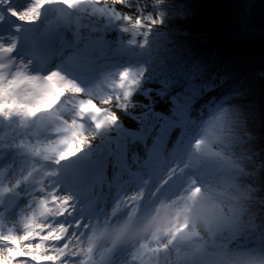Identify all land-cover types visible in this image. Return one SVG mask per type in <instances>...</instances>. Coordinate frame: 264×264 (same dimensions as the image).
Returning a JSON list of instances; mask_svg holds the SVG:
<instances>
[{"label": "rangeland", "instance_id": "374dc122", "mask_svg": "<svg viewBox=\"0 0 264 264\" xmlns=\"http://www.w3.org/2000/svg\"><path fill=\"white\" fill-rule=\"evenodd\" d=\"M161 1L162 0H60L59 6L51 7L50 10L63 8L68 12L69 16H72V18L85 16L88 21H90L91 17L94 19L92 26H101L102 28L100 32H96L97 29L95 28V33L92 34L100 36L102 43L105 46L104 41L106 38L104 37V25L107 26L108 29H111L117 28L126 23L134 22L136 20V7L139 9L141 8V12H143L144 10L153 9L152 4L157 5ZM201 1L204 4L205 2L210 3L203 6L202 10L206 11L205 14L212 13L211 21L213 24L214 22H220V15L218 16L216 13L219 3L216 2L225 3V8H228L230 4L227 3V0ZM18 2L22 3L23 0H19ZM245 2L246 0H241V5L238 11L241 14L240 25L243 26L242 32L246 33L245 27L247 26L243 16L248 13V10L246 11L244 8ZM256 5H258V1L252 5L250 9L251 28H249L250 30L264 33V30H261L256 26L258 24V18L262 19V16H264V6H261V8L256 11L254 9ZM81 9L82 11H80ZM26 10L27 9L24 8L20 15L24 17V20H29L28 16L31 12H26ZM13 11L18 13L17 8L15 7L13 8ZM18 20L21 19L18 18ZM65 20H67L66 24L73 28L71 22H69L70 17ZM77 27L78 26L74 25V33L79 29ZM262 35L264 36V34ZM182 36L189 38L193 37V34L191 32L183 33ZM68 37L69 38L66 39L65 43L68 41L75 43L76 41L73 39L78 40L79 38L72 34ZM85 37L88 38L89 36ZM205 42H214L215 44V42H220V39L209 38V40L207 39ZM83 44L90 46L85 42ZM114 50L120 53L119 56H123L125 53H128V55H133L135 53L133 49ZM107 51L111 50L108 49ZM157 70L158 65L150 66L147 64L146 66H143L139 65L138 61L134 62L133 66L128 69L110 64L104 67L101 71V78L93 79L87 85L79 88L71 85V82H69L67 95L73 105L71 106L73 112H64L63 109L55 112V124L58 125L55 131L56 136L45 144L39 146V149L45 153V162L56 167V169L64 168L68 171L74 172V174L83 170L85 167L83 164H86L88 165L86 167H89L91 158H95L97 162V153H99L100 147L106 141L112 142V140L116 141L119 139L126 131L125 125L130 126L134 124V118H141V113L150 114L149 112L152 110V105L150 106L151 108L148 107L147 110L144 111H140L138 107H143L142 103L148 102L161 93L160 89L152 83V78ZM18 77L21 78V76ZM18 77L15 78L14 75L12 77L14 80L10 78L13 83L10 87L20 93V95L18 94V98L14 99V97H8V129L5 133L7 146L10 148L30 144L33 137L29 116L32 110L37 108V105L35 104H22L21 101L23 100L25 102L29 101V96L25 93L24 88H29L31 84L26 86V83H24L26 81H24V86L18 87L20 81V78L18 79ZM22 88L23 90L20 91ZM2 92L4 91L0 90V95ZM190 101L191 99L185 100L182 102L181 106L185 109ZM156 106L153 107L155 110L160 109V107L157 108ZM129 108H132V110L129 111ZM177 113L176 110V114ZM179 114L180 113L177 115ZM177 115L173 114L168 123L169 127L159 132L161 137L158 138L161 139H159V144L156 145V156L153 158L157 159V157L161 156L164 145L166 142H170L166 163L164 165V175L161 173V175L156 178L157 185L161 188L160 192L156 190L157 188L153 193L150 192L153 187V185L151 186L153 183L152 180L148 181V186H150V188L148 187L147 190L142 188L137 190L136 186L135 189L134 186L125 188V185H122V187H124L122 190L125 192L123 199L120 202H117L119 203L118 205L115 203L112 211L121 210L125 213L124 209L126 208L128 215L126 219L122 220L120 223H114V226L108 229L111 234V240L113 239L112 243L105 249L95 252L88 248L89 246L86 240H83V238H74L71 247L72 257L71 260L66 263L60 256L52 253L46 245H43L38 241H33L34 243H37L35 245L38 253L36 256L37 258L43 260L45 264H89L90 261H94L95 264H111V259L113 262V260L119 256L114 262L122 264L126 257L131 255V253L141 255L143 246L149 245L154 250L153 253L155 255V257L151 259V264H181L179 257L176 255L171 245V234L175 228H182L185 233V241H187L192 247H194L195 242L198 239L208 245V243H214L216 240H219V238H223L226 231H228V223L223 220V216L227 212V205L229 202L231 204H237L241 199L249 198V195L244 193L236 182V177L242 173V169L228 161L206 157L208 156L206 155L203 157L205 160L195 163V167L198 168L194 169L192 172H185L183 168L185 166L186 154L189 146L191 149L190 153L193 148L196 149L195 146L200 135L199 132L202 119L198 116L196 121L190 127L189 133L183 135L182 138L180 132L183 129H180L177 133L174 131L172 136L169 137L171 130H174L176 127V122L180 121L179 119L176 120ZM62 118L68 119V122L62 121ZM71 130H74L76 134L71 138L72 141H76V137H78L75 144L78 146V149L83 150L86 153L93 152L90 157H82V155H79L81 158H73L72 147L69 143L70 140L67 139ZM168 137L169 139L167 140ZM179 139L180 141L177 146ZM128 151L130 156L132 154L130 158L134 164H138L140 160L145 159L147 153V150L142 147L140 139L135 145L132 144L128 148ZM127 161L128 158H125V160L121 162L122 166H120L119 170L115 171V168L111 171L110 169H106L102 174L104 175L105 173L107 176L112 174L115 178L121 176L126 170ZM9 171L10 174L7 181L3 182L0 180V188L10 186L11 191L16 198L12 199L13 203L15 202V205L8 212L6 220L2 223L0 236L15 237L21 242L25 238L30 236L35 237L41 233H44L41 237L45 236L48 231L45 232L43 228H41L38 234H32L26 231V226L28 224H34L35 227H39L37 215L35 214L32 205L26 201V192L23 188L25 179L17 163L11 164ZM11 171H16V173L11 175ZM170 176H172L171 180L168 179ZM19 178L22 181V187L20 190L17 189L18 182H20L18 180ZM198 178L201 180L199 181ZM188 179L196 182V185L192 186L195 188L193 196L189 199V202H186L184 196L189 188L190 190L192 189V187H189L188 185ZM132 182V178L129 177L128 182L124 183L133 184ZM197 182H200V185H197ZM138 183L142 184L143 181L135 182L137 187H140ZM148 199L156 200L160 219L157 222L150 220L147 221L140 231L128 239L127 235L130 233L131 224L139 217L140 211L138 201L144 200L147 202ZM145 207L147 208V206ZM145 210L147 209H144L143 211ZM242 210V206L236 205L231 212L233 218L238 219ZM184 214L188 216L190 219L189 221L185 218ZM208 215H211L215 220L218 218H221V220L214 224H210L206 218ZM251 218L255 221L256 215L253 213ZM159 232L160 237H158ZM67 236H72L70 231L67 232ZM192 239L196 241L193 242ZM126 240L128 242H125ZM224 244L219 247L227 246L228 243L226 245ZM123 245L127 246L126 251L119 249ZM212 245L214 246V244ZM229 246L230 245L226 248H229ZM24 247L32 246L24 245ZM202 252L208 253V250ZM209 252L213 254V251ZM39 253H43V255H39ZM21 254H23V249H21L19 255ZM227 254L228 253L225 254L226 260L229 261V263H232L233 261L227 256ZM141 256L146 260V256H143V254ZM27 258H21L25 264H28L26 261ZM7 264H12V262ZM18 264H23V262H18ZM260 264H264V262Z\"/></svg>", "mask_w": 264, "mask_h": 264}, {"label": "trees", "instance_id": "16d2710c", "mask_svg": "<svg viewBox=\"0 0 264 264\" xmlns=\"http://www.w3.org/2000/svg\"><path fill=\"white\" fill-rule=\"evenodd\" d=\"M229 1L228 8L224 7L225 3L216 2L219 3L216 13L221 20L214 24L212 13L205 14L202 10L209 2L162 0L143 12L136 7L134 22L111 29L104 25L108 45L130 47L136 52L127 57L125 69L137 61L143 66L158 65L152 83L161 91L157 97L142 103L143 107H138L140 111L151 105L160 109L150 107V114L141 113V118H134V124H124L126 131L115 141L117 156L112 169L122 162L123 152L139 139L150 153L151 145L158 138L157 132L167 125L175 106L191 99L183 110V123L189 125L199 116L202 124L190 161L199 162L208 155L240 167L242 173L236 182L249 195L237 204L229 202L223 216L228 231L212 244L218 249L224 243H231L237 251L244 249L242 242L248 252L236 255V260L241 258L251 263L255 258H264V42L242 32L238 11L241 0ZM235 1H239V6ZM257 1L256 11L264 6V0ZM93 21L90 17L89 22L82 20L81 25L101 30V26L90 24ZM257 23L264 30V16ZM190 32L193 37L182 36ZM209 38H219L220 42L206 43ZM69 140L73 158L93 153L78 149L75 144L78 137L76 141ZM84 174L91 175L89 171ZM236 205L243 207L238 219L231 214ZM253 213L255 221L251 218ZM206 218L210 224L221 220L211 215ZM196 245L199 250H209L212 246L199 239ZM252 249L257 250L251 252ZM216 252L219 251L212 253Z\"/></svg>", "mask_w": 264, "mask_h": 264}, {"label": "snow or ice", "instance_id": "6c2138e0", "mask_svg": "<svg viewBox=\"0 0 264 264\" xmlns=\"http://www.w3.org/2000/svg\"><path fill=\"white\" fill-rule=\"evenodd\" d=\"M42 2L43 0H37L35 6L31 9L32 17L37 16V13L41 9ZM12 14L18 16L19 19L24 20V17L21 16L20 13L13 11ZM50 79H52V77H50ZM57 95L58 93L55 91V89L51 88L50 86L48 95L43 100H41V103L44 105L50 104ZM40 235L42 236L44 235V233H41ZM39 239L40 236H35V237L30 236L28 238L23 239V241L21 242L15 237H6L5 242L8 243L12 252H20V250L23 249V254L21 255L12 256L11 254H9V259L12 260V264H18V262H23V264H25V262L22 261L21 258H27V257L31 258L33 264H37V261L34 259V257L38 255L37 249L35 247L37 243H34L33 241H37V240L39 241ZM17 243L20 244V247H17ZM24 245H31L32 247H24ZM39 255H43V253H39ZM40 264H44V262L41 261Z\"/></svg>", "mask_w": 264, "mask_h": 264}, {"label": "bare ground", "instance_id": "6f19581e", "mask_svg": "<svg viewBox=\"0 0 264 264\" xmlns=\"http://www.w3.org/2000/svg\"><path fill=\"white\" fill-rule=\"evenodd\" d=\"M256 2H257V0H248V1L246 0V2H245V10L246 11L248 10V13L243 16V19L246 22L245 24L247 26V27H245L246 28L245 30H247L246 33L252 35L255 38L260 39L261 42H264V36L262 34H259V33L256 34L255 33L256 30H250V28H251L250 9H251L252 5H254ZM239 4H240L239 1L238 2L235 1V5L239 6ZM15 5H16L18 13L21 14L25 8V6H24L25 2L24 1L22 3L17 2V4H15ZM16 73L18 76H21V78H23L25 80H27L28 78H31V79L33 78L31 71L24 69L23 67H20V66L17 68ZM25 83H27V85H30L27 81ZM7 89L9 91V94L12 95L14 97V99L18 98V94L20 95V93L18 91L12 90L10 86H8ZM28 92L30 95L29 101L25 102L23 100V101H21L22 104H34L36 101L43 100L42 93H40V91H37L34 88L29 87ZM15 173H16V171H12V174H15ZM18 180L20 182H18L17 189L20 190L22 187V181L20 180V178Z\"/></svg>", "mask_w": 264, "mask_h": 264}, {"label": "water", "instance_id": "95a60500", "mask_svg": "<svg viewBox=\"0 0 264 264\" xmlns=\"http://www.w3.org/2000/svg\"><path fill=\"white\" fill-rule=\"evenodd\" d=\"M247 31V30H246ZM255 33H261L264 34L263 32H256ZM116 152L112 149L111 144L109 142L104 143L100 149H99V154H98V160L94 164L95 167H103L106 168L108 167L113 160V157L115 156ZM14 198V196H10L8 198V204L6 205L8 207H13L14 203H11V199Z\"/></svg>", "mask_w": 264, "mask_h": 264}]
</instances>
